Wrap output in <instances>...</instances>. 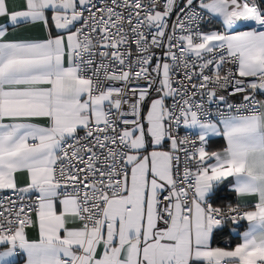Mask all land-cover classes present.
<instances>
[{
    "label": "snow or ice",
    "instance_id": "6c2138e0",
    "mask_svg": "<svg viewBox=\"0 0 264 264\" xmlns=\"http://www.w3.org/2000/svg\"><path fill=\"white\" fill-rule=\"evenodd\" d=\"M0 264H264V0H0Z\"/></svg>",
    "mask_w": 264,
    "mask_h": 264
},
{
    "label": "crops",
    "instance_id": "0c3cea01",
    "mask_svg": "<svg viewBox=\"0 0 264 264\" xmlns=\"http://www.w3.org/2000/svg\"><path fill=\"white\" fill-rule=\"evenodd\" d=\"M223 143L224 142L222 140H219L217 143L212 144L211 147H213V148H220V147L223 146ZM231 182H232L231 179H229V181H227L226 183L227 184H231ZM223 194H224V191H221V195L222 196H224ZM254 200H255V197L245 198L244 201H238L237 198H236V196H235V194L233 193V203L246 202V203L251 204V203L254 202ZM246 228H247V222L246 221L241 222L240 231L246 230ZM29 235L32 238H38L37 233L34 232V231L30 232ZM229 243L234 246L235 244L240 243V239H239V237H237L235 235H231L230 236L228 233H226L223 237H221L219 239V241L216 242V244L218 246H224V245L229 244Z\"/></svg>",
    "mask_w": 264,
    "mask_h": 264
},
{
    "label": "trees",
    "instance_id": "16d2710c",
    "mask_svg": "<svg viewBox=\"0 0 264 264\" xmlns=\"http://www.w3.org/2000/svg\"><path fill=\"white\" fill-rule=\"evenodd\" d=\"M224 196H222L221 195V192H219L218 193V198H217V200H216V203H219V204H222V203H224L226 200H230L231 202H233V193H231V192H226V191H224V194H223ZM227 233V231L225 232V234ZM224 234V235H225ZM223 235V236H224ZM223 236H221V237H223ZM220 237V238H221ZM217 241H219V239L217 240ZM216 241V242H217Z\"/></svg>",
    "mask_w": 264,
    "mask_h": 264
}]
</instances>
